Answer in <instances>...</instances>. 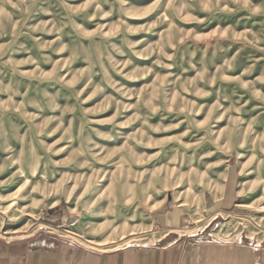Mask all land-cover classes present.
<instances>
[{
    "label": "rangeland",
    "instance_id": "rangeland-1",
    "mask_svg": "<svg viewBox=\"0 0 264 264\" xmlns=\"http://www.w3.org/2000/svg\"><path fill=\"white\" fill-rule=\"evenodd\" d=\"M177 204L181 239L264 236V0H0V237L150 243Z\"/></svg>",
    "mask_w": 264,
    "mask_h": 264
},
{
    "label": "crops",
    "instance_id": "crops-1",
    "mask_svg": "<svg viewBox=\"0 0 264 264\" xmlns=\"http://www.w3.org/2000/svg\"><path fill=\"white\" fill-rule=\"evenodd\" d=\"M224 175L218 195L209 193L204 199V208L212 216L228 212L238 204V192L234 190L228 167ZM160 205L147 209V223L161 224L168 229L150 243L91 249L35 228L27 233L0 237V264H264V236L253 242L241 237L203 239L196 232L181 239L171 229L191 219L188 211L178 204L170 208ZM18 227L11 231L18 232ZM188 240L194 243L190 245Z\"/></svg>",
    "mask_w": 264,
    "mask_h": 264
},
{
    "label": "bare ground",
    "instance_id": "bare-ground-1",
    "mask_svg": "<svg viewBox=\"0 0 264 264\" xmlns=\"http://www.w3.org/2000/svg\"><path fill=\"white\" fill-rule=\"evenodd\" d=\"M245 181V180H244ZM244 181H242L241 183L243 184L244 183Z\"/></svg>",
    "mask_w": 264,
    "mask_h": 264
}]
</instances>
